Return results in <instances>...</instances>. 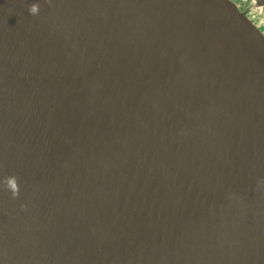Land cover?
Masks as SVG:
<instances>
[{
	"label": "water",
	"instance_id": "water-1",
	"mask_svg": "<svg viewBox=\"0 0 264 264\" xmlns=\"http://www.w3.org/2000/svg\"><path fill=\"white\" fill-rule=\"evenodd\" d=\"M0 264H264V33L233 0H0Z\"/></svg>",
	"mask_w": 264,
	"mask_h": 264
},
{
	"label": "flooded vegetation",
	"instance_id": "flooded-vegetation-1",
	"mask_svg": "<svg viewBox=\"0 0 264 264\" xmlns=\"http://www.w3.org/2000/svg\"><path fill=\"white\" fill-rule=\"evenodd\" d=\"M240 10L264 33V10L260 9L253 0H233Z\"/></svg>",
	"mask_w": 264,
	"mask_h": 264
},
{
	"label": "clouds",
	"instance_id": "clouds-1",
	"mask_svg": "<svg viewBox=\"0 0 264 264\" xmlns=\"http://www.w3.org/2000/svg\"><path fill=\"white\" fill-rule=\"evenodd\" d=\"M32 11H33V12H35V11H36V8H35V6L33 7Z\"/></svg>",
	"mask_w": 264,
	"mask_h": 264
}]
</instances>
